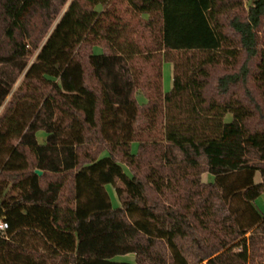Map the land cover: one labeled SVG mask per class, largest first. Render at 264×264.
<instances>
[{
  "label": "trees",
  "instance_id": "obj_1",
  "mask_svg": "<svg viewBox=\"0 0 264 264\" xmlns=\"http://www.w3.org/2000/svg\"><path fill=\"white\" fill-rule=\"evenodd\" d=\"M118 2L73 0L29 66L27 47L52 26L51 0H0V67L26 71L0 118V222L7 224L0 264H133L114 261L133 252L122 242L127 233L140 246L164 241L171 264H250L251 248L264 238L256 207L264 195V106L247 88L253 79L264 98V0L233 15L244 0H124L135 25L124 21ZM138 34L150 35L155 46L144 57L153 77L134 68L142 56ZM96 46L104 53L96 55ZM242 56L238 72L220 77L209 95L211 69L235 68ZM164 62L173 66L169 93ZM14 83L0 75V109ZM41 130L44 145L36 139ZM94 144L97 155L81 157ZM163 144L178 150L180 163L166 150L143 180L125 173L123 165L138 168L149 148L161 152ZM201 159L213 182L201 183ZM184 183L186 194H175ZM109 185L119 209L112 208ZM149 188L174 202L150 200ZM209 222L218 229L210 231ZM197 227L208 236L199 237Z\"/></svg>",
  "mask_w": 264,
  "mask_h": 264
},
{
  "label": "rangeland",
  "instance_id": "obj_2",
  "mask_svg": "<svg viewBox=\"0 0 264 264\" xmlns=\"http://www.w3.org/2000/svg\"><path fill=\"white\" fill-rule=\"evenodd\" d=\"M72 1L73 0H68L66 5L63 6L60 3V0H51L50 9L48 10L49 11L48 13L50 14V16L53 20L52 26H51L47 36L44 37L42 40H40L37 43V46L33 47L32 45H30L27 47V50H29L31 52V54L27 60L29 63V66L36 61V58L38 56V53L40 52V49L45 44L48 36L52 33V31L54 30L56 25L60 22L62 16L67 11V9L69 8ZM251 1L252 0H244L243 9L234 10V12H232V15L235 13L244 14V11H246V9L250 5ZM116 9L120 12V14L122 16H124L123 19L125 22L131 21L132 25H135V23L137 21V16L135 13H132V11L127 7L124 0H121V2H118L116 4ZM97 10L101 11L102 8H98ZM143 18H146V17L144 16ZM135 41H137V43H138L139 49L142 52V56L134 62V68L136 69L137 72L142 71L146 74V76L153 77L156 74L155 69H152L150 67V64L146 63L144 60L146 53L147 52H149V53L153 52V50L155 49V46L152 42V38H150V35H148V34H146L144 36H142V34H138V36L135 38ZM259 49L264 52V41H263V39L260 41ZM84 50L87 53L89 52V48H87V47H85ZM94 53L96 55L103 54L104 49L100 46H96L94 48ZM160 60H162V54L154 55L153 63H159ZM243 62H244V56H242L240 58L239 65L235 68H230L227 66H219L217 68L211 69V80H210V87L208 89V94L211 95V94L215 93V87H216L217 81L220 77L227 75V74H233V73L238 72V69ZM257 62H258L257 60H253L249 63L251 72H254L255 65ZM25 73H26V71L23 73H20L18 70H16L15 68H13L11 66L0 67V75L6 81L15 82L13 87H12L13 90H12L11 95L6 99L5 103L3 104V106L0 109V118L4 114L6 106L8 105V102L11 100L12 95L21 87L23 80H24ZM162 85H163V92L164 93L171 92V90L173 88V66L170 62H164L163 63V66H162ZM247 88L252 93V97L254 99H256V101H258L260 103V105L264 106V98L262 97V93L259 92V90L257 89V85L255 84L253 79L249 78ZM237 92H239L240 94H243L242 88H238ZM136 98H137V103L140 106V108H143L147 104V99L144 95H142V94L137 95ZM232 119L233 118L231 115L227 116L228 122L232 121ZM254 123L255 122H253V124ZM153 138H157L158 140H162V135L159 132H155L153 134ZM36 139L40 145L46 144V141H47L46 132L44 130L37 132ZM138 148H139V144L133 143L132 153L137 154ZM96 149H97V146L95 144L93 146H85L84 148H82L80 150V155H81V157H85V155L89 154L90 156L93 157V156L97 155V153H98V150H96ZM162 149H163V151H162ZM162 149H161V152H159V151L157 152L156 149L149 148L148 152L146 154H144V162L138 168H131V167H126V165H123L125 173L129 174V171H131L133 174L137 175L140 179L143 180V178L147 175L150 166L159 167V163L161 162L160 159L162 158V155L164 154V152L166 150L168 153V159L171 160L172 162H173V160H175V165L180 163V161L182 160V156L178 152V150L171 149L170 147H167L164 144L162 145ZM107 155H108V153L104 152L100 155V157L104 158ZM117 159H118V161L125 164L124 160H122L120 157H117ZM201 165H202L201 166L202 170L204 171V174H202V176H201V183L207 184L209 182H213L214 178H213V176L209 175L206 172V170H207L206 169V163L203 159H201ZM12 176L15 177V176H17V174H13ZM53 180L56 181V177H53ZM256 182L257 183L260 182V176L259 175H257V177H256ZM181 185L182 186L180 187V189L175 191V194L180 195V196H184L186 194L185 190L190 189V186L186 185V183L181 184ZM117 186L123 188V185L120 182H117ZM9 190H11V188H9ZM106 190H107V193L109 195L113 210L121 208V202L116 195L115 188L112 185H109L106 187ZM203 192H204V197H206L208 195V191H203ZM9 195L17 196V192L11 193V191H10ZM148 197L152 201H155V202L158 201L159 203H163V204L167 203L168 205L172 204L174 202L173 198L169 197L168 199H163V198L156 196V194H154L150 191V188L148 189ZM208 204L209 203H207L206 205H208ZM215 204H216L215 205L216 207L214 208V210L215 209L217 210L219 208V205L217 203H215ZM256 207L258 208L260 213H262L264 215V195H261L257 199ZM218 217L219 216L217 215L216 220H218ZM124 220H125L127 225H130L129 220L126 219V217L124 218ZM208 229H210V231H212V230L218 229V227H215L212 222H209V228ZM197 230H198V236L201 238L207 237L209 234V231H204L201 227H197ZM249 236H250V233L247 235V237H249ZM123 240H124V241H122L123 245H126V246L128 245V247L133 252L131 254H128V255H122V256L115 257L114 258L115 262H120V263L126 262V263H133V264L134 263H136V264H171L172 263L170 250L168 249V247L164 241H155L154 245H152L151 247L148 245V243L143 242V244L140 246V244L137 241L138 238L136 236L132 235V233H130V234L127 233L123 237ZM31 245H33L34 247H37V248L40 247V245L37 243H33ZM238 250H239V248H234V251H238ZM250 252H251L250 264H264V238L260 237L258 239V241L255 242L254 247L251 248Z\"/></svg>",
  "mask_w": 264,
  "mask_h": 264
},
{
  "label": "built area",
  "instance_id": "obj_3",
  "mask_svg": "<svg viewBox=\"0 0 264 264\" xmlns=\"http://www.w3.org/2000/svg\"><path fill=\"white\" fill-rule=\"evenodd\" d=\"M7 229V224L4 222H0V231H6Z\"/></svg>",
  "mask_w": 264,
  "mask_h": 264
},
{
  "label": "water",
  "instance_id": "obj_4",
  "mask_svg": "<svg viewBox=\"0 0 264 264\" xmlns=\"http://www.w3.org/2000/svg\"><path fill=\"white\" fill-rule=\"evenodd\" d=\"M36 174L39 175V176H41V175L43 174V172H41V171H36Z\"/></svg>",
  "mask_w": 264,
  "mask_h": 264
},
{
  "label": "crops",
  "instance_id": "obj_5",
  "mask_svg": "<svg viewBox=\"0 0 264 264\" xmlns=\"http://www.w3.org/2000/svg\"><path fill=\"white\" fill-rule=\"evenodd\" d=\"M136 143V142H135Z\"/></svg>",
  "mask_w": 264,
  "mask_h": 264
}]
</instances>
